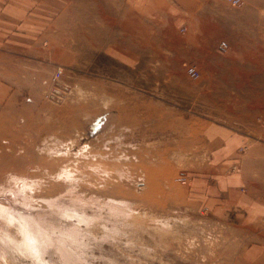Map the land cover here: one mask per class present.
<instances>
[{"label": "rangeland", "instance_id": "1", "mask_svg": "<svg viewBox=\"0 0 264 264\" xmlns=\"http://www.w3.org/2000/svg\"><path fill=\"white\" fill-rule=\"evenodd\" d=\"M241 2L0 0L25 40L0 264H264V0Z\"/></svg>", "mask_w": 264, "mask_h": 264}, {"label": "crops", "instance_id": "2", "mask_svg": "<svg viewBox=\"0 0 264 264\" xmlns=\"http://www.w3.org/2000/svg\"><path fill=\"white\" fill-rule=\"evenodd\" d=\"M11 12L12 11L8 10V12H6L5 14L0 13V66L6 64L8 65L9 68L12 67L11 65L16 66V62L14 61L16 58L14 56H11L8 53L9 50L12 48L17 49L18 47H22V46L17 45V43L25 42L24 38H19L14 35L17 33H21L22 31H19V32L15 31V28L13 26L7 27V24L11 22L10 19H12L10 17ZM134 16L135 15H133V18ZM138 20L139 19H137V22H135L133 19V23H138ZM135 30L137 32L138 30L137 26L135 27ZM10 74L12 73L9 72V75ZM233 147L235 146H233L232 141L229 140L221 154L229 152L230 150L233 149Z\"/></svg>", "mask_w": 264, "mask_h": 264}, {"label": "built area", "instance_id": "3", "mask_svg": "<svg viewBox=\"0 0 264 264\" xmlns=\"http://www.w3.org/2000/svg\"><path fill=\"white\" fill-rule=\"evenodd\" d=\"M232 5H234V6H240L241 5V0H228ZM219 48L221 49V50H225L226 48H227V45H226V43L224 42V41H222L220 44H219ZM186 73H187V75L190 77V78H192V79H197V78H199V72H198V70L194 67V66H187L186 67ZM62 75V69L60 68V69H58V70H56V72H54L53 73V75H52V81L54 82V83H56L58 80H59V78H60V76ZM55 89H52L51 91H50V93L48 94H46V96L48 97H51L52 96V98H54V99H57L59 96H58V94L59 93H54L53 91H54ZM177 182H179V183H181V184H185V182H186V180H185V178L183 177V176H179L178 178H176L175 179Z\"/></svg>", "mask_w": 264, "mask_h": 264}, {"label": "bare ground", "instance_id": "4", "mask_svg": "<svg viewBox=\"0 0 264 264\" xmlns=\"http://www.w3.org/2000/svg\"><path fill=\"white\" fill-rule=\"evenodd\" d=\"M229 3H230V2H229ZM230 4H231V3H230ZM241 4H242V2H241ZM231 5H232V4H231ZM232 6H234V5H232ZM234 7H239V6H234ZM226 45H227V44H226ZM219 49H220V48H219ZM220 50H221V49H220ZM225 50H226V49H225ZM225 50H224V51H225ZM221 51H223V50H221Z\"/></svg>", "mask_w": 264, "mask_h": 264}]
</instances>
